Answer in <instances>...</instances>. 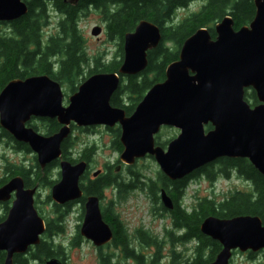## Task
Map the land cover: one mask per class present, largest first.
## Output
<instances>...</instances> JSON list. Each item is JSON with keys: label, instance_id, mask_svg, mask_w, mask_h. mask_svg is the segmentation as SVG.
<instances>
[{"label": "water", "instance_id": "95a60500", "mask_svg": "<svg viewBox=\"0 0 264 264\" xmlns=\"http://www.w3.org/2000/svg\"><path fill=\"white\" fill-rule=\"evenodd\" d=\"M29 0H0V22L25 16ZM81 0H65L76 6ZM255 13L248 25L234 29L230 16L214 26L212 40L207 29H198L182 44L178 59L166 67L165 79L154 84L126 117L112 108L110 99L122 76H135L148 66L147 53L161 42L160 28L141 20L123 39V61L115 73L96 74L86 79L63 106L60 84L47 75L13 79L0 91V128L19 143L28 145L40 168L62 158V143L70 135V125L86 127L118 124L122 151L119 162L132 166L151 156L161 173L171 181L180 180L220 158L246 159L264 176V0H252ZM100 27L91 35L98 37ZM252 90L257 104L245 99ZM31 118L55 119L61 128L50 136L38 134L27 123ZM211 129L206 131L205 127ZM179 134L166 149L155 146L161 127ZM83 161L59 162L60 179L51 187L54 204L63 206L84 197L80 178L86 171ZM119 167L116 168V171ZM98 172L93 175L97 176ZM36 188L25 189L20 176L0 186V203L11 200L0 222V252L3 264H14L38 246L46 231L34 207ZM166 209L172 202L161 191ZM79 233L96 247L108 244L113 233L105 222L97 196H85ZM203 235L217 241L222 249L209 264H229L233 250L256 253L264 249V225L259 217L241 215L229 219L208 216L201 222ZM45 264H62L56 258Z\"/></svg>", "mask_w": 264, "mask_h": 264}, {"label": "trees", "instance_id": "16d2710c", "mask_svg": "<svg viewBox=\"0 0 264 264\" xmlns=\"http://www.w3.org/2000/svg\"><path fill=\"white\" fill-rule=\"evenodd\" d=\"M91 3L93 9L99 10L103 16L106 24V35L110 39L119 41L118 54L114 60L107 64H100L98 59L95 61V69L101 70V72H117L123 60L124 35L133 31L139 21L147 20L160 28L162 39L156 49L148 52V66L143 72V84L138 85L133 82L132 76H130L128 77L130 80L124 88L126 89L124 91L137 95L139 99L145 91L150 89L152 84L164 79L166 67L177 60L178 51L183 42L198 29L206 28L210 35H215L213 25L223 17L230 16L234 22V29L237 30L248 25L255 13L252 0H92ZM26 4L28 12L25 16L12 22L0 23V91L13 79H25L40 75H47L59 84L64 82L72 86L74 81L83 75L88 62L84 47L85 41L78 29V19L80 11L89 10L87 6L89 1L78 6H72L65 0H29ZM195 5L202 6V8L194 13H189L179 23L171 22L176 11H188L190 6L194 8ZM49 8L61 16L58 23L59 33L55 36L44 37L42 28L49 16ZM166 42L171 43L173 48L175 47L174 50L166 47ZM148 76H151V79ZM74 91H76L75 87L71 89V92ZM245 100L252 101L253 105L257 103L252 91L245 92ZM49 123L51 126L53 124L55 127L57 126L56 122ZM205 128L210 129V126ZM1 132L14 142L17 150L30 152L26 145L16 142L5 131L1 130ZM116 137L118 139H115L114 143L121 151L119 135ZM158 145L163 146L165 143ZM69 146L70 143L67 140L62 143L64 158L68 155ZM92 152L93 149L85 153V157H89ZM197 171L205 174L210 181H213L215 175L229 178L230 174H236L251 184L250 190L246 193L233 195L224 202H216L206 198L199 200V206L195 212H198L201 222L208 216L227 219L251 215L259 217L264 225V176L260 175L248 160L219 159ZM19 175L22 174L18 169L8 171L6 177L0 178V186L12 177ZM38 178L41 179L40 174ZM114 182L112 173H109L106 176H99L93 182L81 184V189L85 195L97 196L102 200L104 190L113 185ZM157 186L163 187L166 191L169 186H174L178 194L181 195L186 185L184 183H172L163 174L158 173L157 181L152 182L150 180L148 185L152 194ZM128 187L120 185L118 189L125 190ZM78 202L83 204L84 199ZM102 216L112 230L114 241L126 245L127 233L117 217L111 215L109 209L103 211ZM179 220L184 224L190 223L189 227H192L194 222L193 218L183 215ZM191 229L193 232L196 231L194 226ZM61 231L62 228L59 224L48 223L45 235L52 236ZM138 237L145 245L155 244L148 240L145 234ZM219 250L220 246L216 242L200 234L198 258L189 264H209ZM123 251L125 256L135 259L138 264H142L141 257L135 256L133 250L123 246ZM61 254L60 246L41 241L40 245L37 246L36 254L30 259L42 261L58 258ZM4 257L5 254L0 252V264H3ZM30 259L16 255L14 256V264H28ZM173 262H176V258L172 259V264ZM154 263L152 262V264Z\"/></svg>", "mask_w": 264, "mask_h": 264}, {"label": "rangeland", "instance_id": "374dc122", "mask_svg": "<svg viewBox=\"0 0 264 264\" xmlns=\"http://www.w3.org/2000/svg\"><path fill=\"white\" fill-rule=\"evenodd\" d=\"M48 11L49 16L42 28L44 37L55 36L59 33L58 23L61 16L51 8ZM188 14L187 10H178L175 12L171 22L174 24L179 23ZM96 26L102 29L98 38L91 35L92 29ZM78 29L85 41L84 47L88 62L83 75L77 78L72 86L64 82L60 84L64 94V106L68 104V97L76 92H71V89L73 87L77 89L87 78L89 71L95 69V61L97 59L100 64H107L114 60L118 54L119 41L117 39H110L106 35V24L99 10L90 8L89 10L80 11ZM165 44L166 47L174 50L175 47L173 48L171 43L166 42ZM148 78L151 79V76H148ZM124 88L125 86L122 87L124 103L130 105L132 104V100H135V95L124 91L126 90ZM248 103L251 105L252 101ZM28 125L33 127L40 135L48 136L46 135L48 130L46 123L38 119H31ZM94 132L90 133L79 127H74L69 138L66 139L70 143L67 154H71L74 159H78L81 155L93 149L90 155V175L98 170L103 171L108 166H112L118 161L119 157V153L116 151L114 145L115 139L118 138L114 133L102 129H95ZM177 134L176 129L163 128L156 136V140L160 144H164L176 137ZM7 139L0 138V178L6 177L10 170L38 166L34 153L31 151L23 152L17 150L16 147V149L13 148L14 142ZM58 166L51 167L46 175L42 176L43 179L40 180L38 191L34 196V207L46 225L48 223L59 224L62 231L52 236L43 235L41 236V240L60 246L62 254L58 259L62 262L64 261L65 264H138L135 259L125 256L123 248L112 245L99 251L89 240L79 235L84 215L83 204L69 203L73 205L68 208L65 205H55L51 199V187L60 179V169ZM132 172L135 181L140 179L141 181L149 182L156 179L159 167L152 159H140L133 165V170L131 168L130 171H127L121 168L118 173L113 172L112 177L128 186L131 184ZM214 178V181H209L207 178L201 177L187 184L185 186L184 203H187V205L197 204V201L204 198L221 202L222 199L233 194L230 189L243 192L250 190V187L244 183V180L235 174H230L229 178H224L220 175H215ZM47 181L52 183V185L49 182L47 183ZM134 185V189L128 187V189L121 190L120 192L114 186H110L104 190V197L100 201L101 211L110 209L112 214L122 223L130 245L128 249L134 250V255L141 257L142 264H152V262H155L154 264H172V259L174 258H176V262H173V264H177V261L183 255L181 247L174 246L170 240H164L163 223L161 221L157 223L152 220L144 205H141V203H144L138 197L140 195L139 192L133 191L138 186L137 183H134ZM135 196L138 198L136 199ZM135 205L136 210L133 211L132 207ZM10 206L11 201L6 204L0 203V220L6 217ZM138 219L141 221L140 224L137 222ZM138 229H143V232L147 235V239L155 244L138 245L139 242H136V238L139 237L135 235L139 231ZM149 235H152V237ZM135 244L136 246H134ZM31 251V254L35 255L37 247H33ZM33 260L30 259L28 264H45L44 262L48 259L42 261ZM230 264H264V252L252 259H249L242 253L235 254L231 258Z\"/></svg>", "mask_w": 264, "mask_h": 264}, {"label": "flooded vegetation", "instance_id": "af4514ba", "mask_svg": "<svg viewBox=\"0 0 264 264\" xmlns=\"http://www.w3.org/2000/svg\"><path fill=\"white\" fill-rule=\"evenodd\" d=\"M83 1L84 2L89 1V4L87 5L88 8L89 9L93 8V4L91 3L92 0H81L76 6L84 4ZM201 8H202V6L195 5L194 11H198ZM210 37L212 40H215L216 35H210ZM100 73H106V72H101V70H98V69L90 70L89 73L87 74V78H89L90 76L96 75V74H100ZM164 79H165V73H164ZM164 79L162 81H164ZM129 80L130 79L128 77H126V78L121 77L120 85H119L118 89L113 93V95L110 99L111 107L123 110L126 117H129L131 114H133L137 104L142 100L144 94L147 92V91H145L144 94L140 97V99L138 98L137 95L134 94L135 100H132V104L127 105L126 103H124L125 100L122 97V87L126 86L129 82ZM132 81L136 82L138 85H142L143 84V73L136 75V76H132ZM162 81H159V82H162ZM159 82H155L154 84L159 83ZM154 84H152V86ZM152 86H150L149 88H151ZM115 98H117L116 101H114ZM31 119H38L39 121L46 123V125L48 126V130H47L46 135H48V136L56 133L61 128V126L57 123V121L55 119H47V118H31ZM49 122H51V123L56 122L57 126L55 127L54 124L51 126V124ZM28 123H27V126L31 127L30 125H28ZM74 127H76L74 124L70 125L71 130H73ZM80 128L82 130L89 131L90 133H95L94 132L95 129H102V130L113 132L115 136H118V135L120 136V127L118 124H115L113 127H108L105 125H93V126H86V127H80ZM1 130L4 131L3 129H1ZM5 133L8 134L6 131H5ZM1 137H2V139H7V136L0 131V138ZM22 144H24V143H22ZM158 144H157V140H156V145L161 147V145H158ZM24 145H26V144H24ZM114 145H115L116 151L120 154L121 151L118 150L117 145L115 143H114ZM26 146L28 147V145H26ZM12 147L15 148L16 146L13 145ZM162 148H164V147L162 146ZM85 156L86 155L83 154L78 159H74L71 156V154H69V155H66V157H65L66 159L64 157L62 158V160H67L68 162H71L73 164L80 162V161L86 162L87 170H86L84 176L82 177V184H87L89 182H93L99 176H106L107 174L113 173V172L116 173L115 170L117 167H120V170H121V168L123 170H127V171H130L131 168L133 170V166L132 167H127V166H122V165L120 166L118 161H116L112 166H108L107 169L100 171L99 176L94 177L92 174L90 175V169H89L90 163H91V156L90 155H89V157H85ZM56 165H58V162L56 163V161H53L50 164H48L47 166H45L43 169L40 168L39 165L38 166L36 165L33 167H27L26 169L24 167H22L23 169L20 168L22 170L18 169L19 171H21V174H22L19 176L23 180L24 188L25 189L36 188V193H37L38 187L40 185V180L43 179L42 176L46 175V173L50 170V168L53 166H56ZM158 173L156 176H158ZM39 174L41 175V179L38 178ZM131 175H132V180L130 182L131 184L128 186L131 189H134L135 188L134 183L135 184L137 183L138 186L133 191L139 192L140 195L138 197H140V199L143 200V203H144V204L141 203V205L142 206L144 205L145 210L151 216L152 220L157 222V223L160 221L163 223V238H164V240L165 241L170 240V242L174 246L181 247L183 255L179 258V260L177 261V264H189V263L195 262V260H197V258H198V250L200 247V234H201V231H200L201 221L198 217V214H197L198 212H195L199 206V203L197 202V204H189V205H187V203H183L184 192L181 195L178 194V191L175 190L174 186H169L167 191L165 189H163V187L157 186L155 188L154 193L152 194V192L149 190V187H148L150 181L145 182V181H141L140 179L138 181H135L133 179V177H134L133 172ZM201 177L206 178L207 176L200 171H195V172L189 174L188 176H186L180 180H175V181L170 180V181L172 183L177 182V183H182V184L184 183L185 185H187L190 182H192L194 180H198ZM83 180H84V182H83ZM154 181L155 182L157 181V177H156V179H154ZM48 182L49 181H47V183ZM244 183H246L248 187H251V184L249 182H247L246 180H244ZM49 184H50V182H49ZM120 185L127 186V185L123 184L122 182L120 183V181H117V180H115L114 184L111 186L112 187L114 186L115 189L118 190V192H120V190L118 189V187ZM162 190L165 191L167 197L170 198V200L172 202V208L171 209H166L163 206V204L161 203L160 194H161ZM233 190H235V191H233ZM230 191L233 194L222 199V202H224L227 199H230L233 195L244 194L246 192V191L245 192L239 191L236 189H230ZM138 197L135 196L136 199ZM11 199H13V197ZM74 204H76V203H74ZM77 204H81V203L78 202ZM71 205H73V204H68V205H66V207L69 208ZM6 208H8V207H6ZM132 209H133V211H135L136 205L133 206ZM109 211H110V214L113 215L110 209H109ZM181 215L187 216L188 218H193L194 222L192 223V227L194 226V228L196 229V231L194 229L195 232L192 231V229H191L192 227L188 226V225H190V223L184 224V223H182L181 220H179L181 218ZM195 219H196V221H195ZM137 222L139 224L141 223V221L139 219ZM121 225H122V223H121ZM143 231H144L143 229H140L139 231H137V233L135 235H137V237L144 235L145 233ZM149 236L152 237V235H149ZM136 242H139L138 245H143V243H144V242H141V239H139V238H136ZM216 243L220 246V244L218 242H216ZM112 245L114 247H119V248H123V246H127V248H128V246H130L127 239H126V245L125 244L123 245V244L115 242L114 237H113L112 242H110L109 244H106V245H104L98 249H99V251H102L103 249L108 248L109 246H112ZM134 246H136V244ZM220 249H221V246H220ZM31 250H32V248H30L26 252V254L21 255V258H24V259L33 258L34 254H31V252H32ZM262 252H264V250H261L260 252H257V253H251V252L247 251V252L243 253V255L247 256L249 259H252L256 255H258ZM235 254H238V250H234L232 252V256ZM34 260H36V259H34ZM28 262H29V260H28ZM62 263L65 264L64 261Z\"/></svg>", "mask_w": 264, "mask_h": 264}]
</instances>
